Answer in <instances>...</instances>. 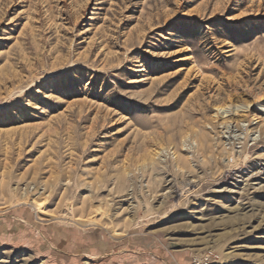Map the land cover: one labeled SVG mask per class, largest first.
I'll use <instances>...</instances> for the list:
<instances>
[{"label":"rangeland","instance_id":"1","mask_svg":"<svg viewBox=\"0 0 264 264\" xmlns=\"http://www.w3.org/2000/svg\"><path fill=\"white\" fill-rule=\"evenodd\" d=\"M261 106L264 0H0V264H264Z\"/></svg>","mask_w":264,"mask_h":264},{"label":"bare ground","instance_id":"2","mask_svg":"<svg viewBox=\"0 0 264 264\" xmlns=\"http://www.w3.org/2000/svg\"><path fill=\"white\" fill-rule=\"evenodd\" d=\"M261 107H262V109H264V106H261ZM241 108H245V107H236L234 110H232L231 107H230L229 109H225L221 113L224 114V115H228V114H231V113L236 115Z\"/></svg>","mask_w":264,"mask_h":264}]
</instances>
